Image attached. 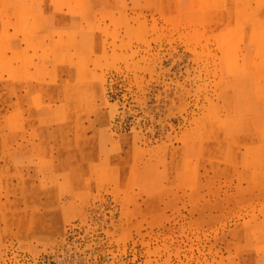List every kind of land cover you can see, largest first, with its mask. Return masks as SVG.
<instances>
[{"label":"rangeland","instance_id":"obj_1","mask_svg":"<svg viewBox=\"0 0 264 264\" xmlns=\"http://www.w3.org/2000/svg\"><path fill=\"white\" fill-rule=\"evenodd\" d=\"M18 1L0 264H264V0Z\"/></svg>","mask_w":264,"mask_h":264},{"label":"crops","instance_id":"obj_2","mask_svg":"<svg viewBox=\"0 0 264 264\" xmlns=\"http://www.w3.org/2000/svg\"><path fill=\"white\" fill-rule=\"evenodd\" d=\"M34 2V4L35 5H38V1L37 0H35V1H33ZM38 2V3H37ZM11 3V2H10ZM51 3V4H50ZM105 3V1H103V0H93V5H101V4H104ZM12 4V3H11ZM20 4H24V5H27V4H29V3H27V2H25V1H23V0H19L18 2H15L14 3V5H20ZM40 5H42V3H39ZM49 4V5H48ZM59 4H60V0H57L56 2H53L52 0H45V5L46 6H55V7H58L59 6ZM91 4V3H90ZM31 6H33L32 5V3H31ZM64 11V10H63ZM58 12L59 13H61L60 12V10H58ZM50 13L51 14H53V15H50V14H48V20H54V13H53V10L52 9H50ZM35 14H37V11L35 12Z\"/></svg>","mask_w":264,"mask_h":264}]
</instances>
